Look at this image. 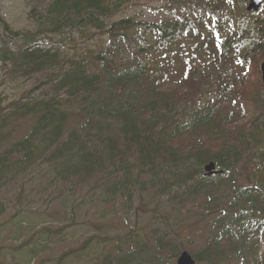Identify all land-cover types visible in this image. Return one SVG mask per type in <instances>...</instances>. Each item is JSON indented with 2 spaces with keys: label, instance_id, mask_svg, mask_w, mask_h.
<instances>
[{
  "label": "trees",
  "instance_id": "1",
  "mask_svg": "<svg viewBox=\"0 0 264 264\" xmlns=\"http://www.w3.org/2000/svg\"><path fill=\"white\" fill-rule=\"evenodd\" d=\"M129 1L46 0L30 9L38 34L55 38L36 41L26 33L21 46H7L0 55V60L14 58V71L38 80L19 102L0 107V134L12 119L27 122L25 134L0 151V174L8 166L45 165L63 183L76 179L85 185L101 177L104 203H110L112 196L103 197L110 190L132 200L134 191L129 186L136 179L149 192V215L157 214L166 197L184 224L193 218L206 221L212 217L207 222L210 234L200 242L201 247L194 252L189 249L197 264H220L226 255L242 254L254 246L256 250L252 236L264 229V178L253 177L250 167L255 152L256 160L264 158L260 153L264 129L251 117L246 118V125L240 124L237 107L232 109L236 117L224 114L222 102L233 97L215 90L222 80L216 75L222 73V63L213 58L202 64L195 57L211 56L205 47L210 39L201 35L200 19L182 17V13L197 11L204 0H160L172 8L161 10L173 13L174 9L176 14L153 22L117 18ZM210 10L220 14L216 8ZM85 21L103 40L91 55L78 48L89 40L81 31L86 29ZM236 28L233 43L225 39L221 44L230 49L231 57L244 62L257 52L264 55V30L248 31V24ZM182 39L193 47L189 60L181 51ZM45 40L47 48L40 47ZM257 96L253 103H264V96ZM71 117L75 123L68 128ZM99 124L106 133L90 136ZM37 133L44 138L35 140ZM181 139L186 140L184 146ZM40 150L43 153L38 156ZM209 161L221 170L220 175H203ZM136 167L148 172L141 174ZM144 235L145 241L136 238L126 250L117 251L116 239L113 256L109 241L105 264H174L183 249L175 242L182 237L181 230ZM70 252L78 258L79 251Z\"/></svg>",
  "mask_w": 264,
  "mask_h": 264
},
{
  "label": "rangeland",
  "instance_id": "2",
  "mask_svg": "<svg viewBox=\"0 0 264 264\" xmlns=\"http://www.w3.org/2000/svg\"><path fill=\"white\" fill-rule=\"evenodd\" d=\"M45 1L0 0V43L3 45L0 55L7 46L16 49L21 46L26 33H31L36 41L39 37L53 41L55 37L38 34L29 13L33 6ZM248 3L249 0H204L197 11L186 9L182 17L192 16L200 19L201 35L207 34L210 39V43L205 47L210 51L211 56L196 54L197 60L204 63L218 58V62L222 63L220 67L222 73L216 74L222 77V80L215 90L233 97V100L222 102L225 104L222 108L226 107L229 109L227 110L229 114L233 115L234 112L230 110L237 107L238 111H235V115L242 120L240 124L246 125V118L251 117L256 119L259 129H264V103H253L259 99L258 94L264 96L260 72V63L264 55L257 52L251 58L248 57V60L241 62L239 58L230 56V49L221 46L225 39H230V43H233L237 37L235 33L238 30L237 24H241L242 27L248 24V31L251 32V29L264 30V5L258 12L251 13L246 11ZM207 4L209 8L206 7ZM164 6L172 9L160 0H130L124 4L123 10L119 11L116 17L131 16L153 22L176 14L174 9L173 13L161 10ZM215 8L219 10V15L211 12L210 9ZM84 24L86 29L81 31L87 33L84 39L89 40L83 47L78 48L90 52L103 40L95 35L94 29L88 27L86 21ZM182 41L183 55L191 57L193 54L191 43L185 42V39ZM45 43L40 47L46 48L48 42ZM66 45L72 43L67 42ZM32 47L35 48L34 45ZM246 47L249 49V46ZM198 48L200 49L201 46L199 45ZM89 54L91 55V52ZM36 55L34 54L32 58ZM13 61L14 58L0 60V107L13 100L19 102L20 98L27 95L38 83V80H34L27 73L14 71L12 68L16 67V63ZM175 79L174 76L173 80ZM27 102L34 101L27 99ZM262 106L263 110H261ZM235 115L233 117H236ZM74 123L75 118L71 117L67 127ZM26 124L24 119H12L0 134V151L11 146L19 135L25 134ZM100 127L102 124L95 126L89 135L94 137L99 133H106V130ZM41 138H44L43 133H37L34 137L35 140ZM180 143L184 146L186 140L181 139ZM42 153L43 150H40L37 155ZM260 153L264 154V150ZM256 154L257 152L254 153L252 159L254 166L250 167V171L254 173L253 177L264 178V158L256 160L254 158ZM69 182L62 183L55 177L50 166L45 165L22 166L21 169L8 166L4 174H0V264H105L107 249L105 245L109 241L111 244L108 251L113 256L116 239L117 251L126 250V245L136 238L145 241V232H159L162 229L166 234L181 230L182 237L175 240L176 246H182L183 249L193 248L194 252L201 247L200 242L210 234L211 226L207 222L211 221V216H207L206 221L193 218L184 224L176 217L175 205L169 204L166 197L156 209L155 216L146 213L150 199L149 192L134 179L130 181L129 188L134 191L137 198L127 200L114 195L115 192L110 190L107 191V196L103 195L104 198L112 196L110 203L102 201L101 177L93 178L86 185L80 184L76 179H71ZM120 191L127 196L128 192L125 188ZM174 191L176 193L179 189ZM141 195L146 201L145 206L139 199ZM199 206L205 204L200 203ZM167 207H170L169 211L166 210ZM201 211L208 214L207 209ZM148 224L152 227H147ZM89 239L91 241L88 243ZM256 239L259 241L256 250L250 249L251 251L248 250L250 253L241 257L236 253L226 255L220 264H257V262L261 264L259 259L257 260V255L261 254L262 260L264 259V238ZM80 247L83 248L78 250ZM72 249L79 251L78 258H74L73 254L68 255Z\"/></svg>",
  "mask_w": 264,
  "mask_h": 264
},
{
  "label": "water",
  "instance_id": "3",
  "mask_svg": "<svg viewBox=\"0 0 264 264\" xmlns=\"http://www.w3.org/2000/svg\"><path fill=\"white\" fill-rule=\"evenodd\" d=\"M263 2L264 0H249L246 10L247 11H257ZM260 70H261V78L264 84V60L262 61L260 65ZM214 168L215 166L213 162L208 163L205 166L206 175H212L214 172ZM176 264H195V261L187 251H183L178 256L176 260Z\"/></svg>",
  "mask_w": 264,
  "mask_h": 264
}]
</instances>
